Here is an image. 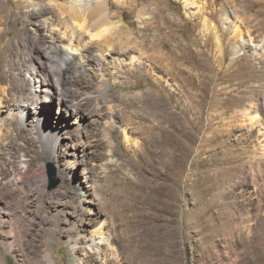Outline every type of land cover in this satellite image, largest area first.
I'll return each instance as SVG.
<instances>
[{"label":"rangeland","instance_id":"374dc122","mask_svg":"<svg viewBox=\"0 0 264 264\" xmlns=\"http://www.w3.org/2000/svg\"><path fill=\"white\" fill-rule=\"evenodd\" d=\"M67 1L0 0V38L11 43L0 50L1 96L19 67L32 80L22 64L29 45L36 59L52 44L48 28L69 27ZM105 7L122 30L112 37L122 42L105 47L104 56L85 45L92 58L85 71H74L72 62L63 71L68 98L96 114L80 129L76 123L61 129L64 141L53 156L38 138L29 140L32 123L19 130L21 150L6 142L5 264H35L38 244L42 264H49L46 250L54 264H264V0H106ZM146 18L151 25L174 20L172 43L181 57L173 66L150 59L165 55L161 46L132 47L133 35L140 37L133 31ZM193 37L206 44L205 62L189 44ZM82 42L57 49L77 57ZM10 51L15 55L7 57ZM38 88L44 99V86ZM74 89L90 94L76 98ZM44 104L51 125L61 114L79 121L57 99ZM34 112L31 106L29 122ZM8 127L0 130L10 139L15 131L10 135ZM70 139L85 152L75 156ZM33 148L39 158L22 167L19 160L32 157ZM49 164L58 181L53 188Z\"/></svg>","mask_w":264,"mask_h":264},{"label":"bare ground","instance_id":"6f19581e","mask_svg":"<svg viewBox=\"0 0 264 264\" xmlns=\"http://www.w3.org/2000/svg\"><path fill=\"white\" fill-rule=\"evenodd\" d=\"M51 2H53L55 6L61 5L59 4L58 0H51ZM105 2L106 0L67 1L66 7L68 11H72V14L68 17V21H70V24H68L69 27L65 30H61L60 28L56 27V25L48 28L52 44L48 45L42 54L37 53L39 55H37L36 59H34L35 56H33L35 46L30 44L28 49V55L30 56L22 59V64L26 66L24 70L26 72H30L32 80L28 81V83L26 82L25 74L20 67L18 68V74L14 75V73H10L7 76L6 86L1 91L2 96L0 95V128L2 126H4V128L5 126L8 127L7 125L9 124L11 125L10 128L8 127V129H10V135L13 134V131H15V133L9 139L8 131L3 132L0 130V158L3 154H5V145L8 140L11 143L14 142L15 145H17V147L15 148V152L21 150V147L24 145L20 146V144L16 143V140L21 137V132L19 130L27 129V125H30L31 123L32 125L29 129L34 132L35 136L30 137L29 140L34 141L35 138H38L39 141H41L44 149L49 151L51 153V156H53V154H55V151H57V147L59 145H62L60 144L63 140V138H61L60 136L61 129L69 131V126L73 123H76L75 128L80 129L84 126V120L86 118L93 117V115L96 114L91 112V110L89 109L83 110L79 102L75 103L72 101V99L68 98V96L65 94L66 89L63 83V71L64 69H66L65 64L67 62H72L75 64L74 71L78 70L79 68L82 71H85V66H87L92 59L85 54V52H87L83 49L85 45H88L90 48L92 44H95L97 47V51L100 52L99 54L104 56V50H106L105 47H108L110 45L112 46V43L122 42L121 39H115L112 37L113 33H116L117 37L121 36L122 30L121 28H119L117 22L111 20L110 16L107 14ZM224 4L225 3L221 4L220 10L223 9ZM47 18H49L51 21L56 19V17H54L53 15L48 16ZM59 18L62 20L63 17L60 16ZM141 21L143 23V26H140L137 30L133 31V34L139 31L140 37L133 35L132 47L139 50L144 48L148 50L150 47H152L154 50L155 46H161L165 49V55L161 54L160 51L159 53L154 52L155 54L153 53L150 56V59L153 62L163 63L165 65H169L170 67L173 66L175 60L181 57V53L174 52L172 43V40L175 36L174 20L164 18L161 21V25H151V23L148 22V18ZM68 25H66V27ZM67 29L68 31H66ZM154 30H156L157 32L156 35H154L152 38H149V35L152 34ZM235 35L238 34L235 33ZM75 40L78 42L83 41L81 44L82 53H80L77 57L70 58L69 53L60 52L59 49H57V47H61V44L63 43L66 44L68 48H73V41ZM163 43H166L167 47H164ZM189 44L195 46L198 55L204 62L211 57H209L210 54L208 55V52H205L203 49V46H206V44H200L196 39H194V37L191 39ZM10 45L11 43H9L8 39L2 38L1 40L0 38V50L9 47ZM17 45L13 44L12 48H14L15 52L19 55V48L17 47ZM125 46L126 45H122V47ZM124 50L125 49H121L120 51ZM205 54L206 57H203V55ZM11 55H15L13 51H10L7 57ZM99 58L100 57L98 56V59ZM77 61H80V63H78ZM203 72L205 73V71ZM192 75L195 76V79L198 80V75L201 74L194 73ZM202 82L200 81V84ZM41 84L44 86V88L40 89V91H42V95L45 96L44 99L40 98L38 87ZM101 91L103 92L104 89H101L98 92L100 93ZM74 93L76 95V98H81V96H88L90 94V92L87 90L79 91L78 89H74ZM55 99L58 100V105H60L61 108H65L66 110L70 111V117L77 115L79 117V121H70L68 120V117H65V115L61 114V116L58 118V121H56L59 122L58 124H49L46 120L49 110L47 109V106L45 104L43 105V102L51 103L54 102ZM155 102V100L153 102L149 101V103L151 104V109ZM31 106H34L35 108L34 114L36 117L32 118L29 122L27 114L31 112ZM109 125L110 122L105 125V130L107 133L110 131ZM168 130H170V126L166 129V131ZM72 139L65 141L71 142L74 155L77 156V149H80V153H84V145L76 144L77 142ZM166 139H169V137H166ZM19 146L20 149H18ZM32 150L35 153L32 157H23L19 160L22 167H27L28 162L30 164L34 159L39 158L38 149L33 148ZM27 151L29 152L28 149ZM39 246L40 245L38 244L37 246H34L33 249V256L36 258L35 264H42L38 258ZM43 256L48 260L49 264H54L50 259L51 253L49 252V250H46ZM5 263L6 262H4L3 256L0 255V264Z\"/></svg>","mask_w":264,"mask_h":264},{"label":"water","instance_id":"95a60500","mask_svg":"<svg viewBox=\"0 0 264 264\" xmlns=\"http://www.w3.org/2000/svg\"><path fill=\"white\" fill-rule=\"evenodd\" d=\"M54 168L51 164L48 165V176H49V188H53L57 184V180L53 178L54 176Z\"/></svg>","mask_w":264,"mask_h":264}]
</instances>
